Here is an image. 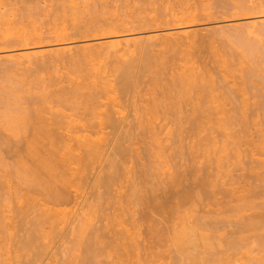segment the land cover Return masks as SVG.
Listing matches in <instances>:
<instances>
[{
	"label": "bare ground",
	"instance_id": "6f19581e",
	"mask_svg": "<svg viewBox=\"0 0 264 264\" xmlns=\"http://www.w3.org/2000/svg\"><path fill=\"white\" fill-rule=\"evenodd\" d=\"M253 1H255L256 3L259 0L258 1L252 0L251 2L250 0H247V2L246 0L245 1L243 0L242 1L243 3L240 2V0L238 1L237 0H0V20L2 19V21L0 22V29L3 28V30H0V45L4 47H12L14 44L26 46L29 44L41 43L40 40L50 39V38L56 41H68V40H73L74 38H81V39L85 38L86 40V39H98V38L106 39L107 37H110L109 41L104 42L102 40L101 43L102 45L103 44L105 45L104 47L99 43L100 48L101 47L103 48L102 50H98L99 47L94 48V46L93 47L90 46L87 52H85L87 48L85 50L83 49L84 51L83 56L87 58H99L102 56L123 58V56L128 52L131 53V51L128 50L131 49V47L130 48L128 47L127 49L124 48L125 46H122V44L120 45L118 38L122 33L123 34L126 32L130 33V31H134L135 29L138 30L139 28L141 30V28L143 29V27H147V29L148 28L156 29L157 27L163 28L164 26L191 24L201 18H209L212 15L217 16L220 14L219 17H221V15L227 16L224 15L225 13H227L228 15H230L229 13H231L232 15L230 16L232 18L234 17L236 18L238 15L240 17H243L244 14H246V16L247 15L252 16L254 14L256 15L257 13H259V11L260 13L263 12L264 11V4H262L263 1L260 0L262 2L260 3L259 1V3L256 4L252 3ZM10 10L20 11V14L19 12L18 13L16 12V14L15 13L8 14L7 12H9ZM249 10L250 11L255 10V11L251 13L249 12ZM40 14L43 15L45 19L38 21V19L33 18L36 15H39L38 17H40ZM37 21L38 23L40 22V26L42 25L44 26V29L46 28L45 29L46 31L42 30L43 27L42 29H40L41 27L40 28L38 27L39 30L37 29L35 24ZM239 30H235L236 31L235 33L237 32L239 33ZM261 31L264 33V27L259 32ZM241 32L242 31L240 30V35L238 36V40L236 39L237 38L236 36L238 34H236L235 36L236 37L235 41L239 43L241 41L239 37L243 38L242 36L244 35L242 34L244 31L242 33ZM149 39H151V37ZM34 40L37 41L33 43H29ZM171 43L172 42H166V45L167 46L171 45ZM150 44L148 45L147 42L148 46L144 48L145 49L144 51H147V49L151 47ZM121 46L122 48H124V50L121 48ZM122 50H123L122 55L118 56V54ZM148 54L144 55L143 59L141 58L132 59V60L130 59L128 61L123 60L124 62L122 61L123 63H120L119 66H117L115 69L116 70L114 73L115 79L113 83H109V81L107 80L105 82L108 83L102 82V84H100L101 87L94 86L95 84L93 86L91 85L87 86L88 89L90 87L93 89H89V93L84 96L83 102L77 108V112L80 113V116H78L79 119L68 120V116L60 110L53 111L51 109L46 110L45 108L46 110L45 111L43 108V104L49 102L50 99H53L61 104H66L69 106L74 104L77 97L83 96V94L80 92L81 87L79 85L73 86L69 90V94H70L69 96L63 95L60 90L61 88L60 89L57 88L56 90L53 91H49V92L46 91L47 92L46 94H44L45 93L44 92L43 95H41L38 98L33 97L35 100L34 102L32 101L33 99L30 97L31 98L29 100L30 103L29 102L28 103L31 105L28 107H17V108L7 107L4 109L1 115L2 119L0 120V151H4L8 155V158L13 160L14 165L12 164V168H13L12 172H14L15 174L13 175L17 176L18 180L21 181V184L19 185L16 184L13 186L12 184H8L7 182H5L6 177L11 176L10 175L11 173H9L11 172V170L8 172L5 171L7 166L5 165V163L1 164V167H4L5 169L3 170L7 173L4 174L2 170L1 173H3L4 176H0V179L1 177H4L5 179V181L2 179L0 180V264H43L44 261L46 260L45 252H44L46 249L45 247L46 244L44 243V239L45 237H47V235L45 234L46 232L43 229L44 225L46 224L50 225V228L48 229L53 230L54 228H57L56 224H58L60 221L61 223L63 222L64 224L62 225L63 228L67 227L69 229L70 235L73 233L74 239L77 230L84 229L85 231L86 235L83 236L84 239H82L83 237H80V239L79 237L76 238L78 240H82V242L83 240H85L84 241L85 243L83 242V244L81 245H83L82 248H84V253L86 252L89 255V256L85 255L86 256V257L84 256L86 260L84 261L85 263L80 261L81 262L80 264L82 263L88 264L90 263L89 261H92L91 264H94L97 260H99L97 256L101 254L104 251V249L106 253L108 252L109 249H107L106 251V247L107 248L112 247L110 248L112 250L113 247H115L114 248L115 251L118 250L117 252H115L116 255L118 254V252L122 255L121 256L118 254L119 259H116L115 254H113L114 250L112 252L111 250H109L107 254L103 252L105 255L104 258L110 252L111 254H113V256L108 255L109 256L108 259L111 256L114 257V260L113 258H110L111 260H109L110 262L113 260L114 261L112 262L113 264H137L139 262H140L139 264H141L142 262L141 260L143 259L144 256H145L144 258L145 261H149V259H146V257L153 256L151 257L152 260L150 259L151 262L153 261V258L155 259L157 255L154 256V254H157L158 252L157 250L159 248L158 249L155 248L156 250L155 253L154 252L155 250L154 251L151 250L154 249V246L156 247L157 245L159 247L160 246L159 244L165 246L164 243L168 245L170 239L166 240L167 242L166 241L164 242L162 240V243L161 240H159V238L158 241L156 240L158 234L160 232H163V229L164 232L161 233V235L165 234L164 236L165 238L167 236V239L170 237V236L168 237L167 234L169 233V230L172 229V227L166 225L167 223L177 221L178 223L174 222L175 226L172 225L174 229L173 232H179L180 235H182L183 233L189 234L187 233L189 230H190L189 232H191V229L194 226L193 224H195V221L197 220L196 218H194L196 220L192 218L193 215L186 216L188 217L189 221L193 219L194 221V222L192 221L193 223L189 222L192 223L193 226L189 225V223L187 222L188 220L186 219L187 220L186 221L182 217H181L182 220L186 221L188 224L186 222L183 223V221L181 222V219H179L180 222L178 220H174L173 218L175 216L172 215V213L177 214L178 211L175 209H178L179 211L180 209L187 210L188 206L186 207V204L191 205V200L192 201L193 200L195 201V199L198 200L196 203L197 205L201 206V208L202 207L204 208V206L201 205L203 201H205V203H203L204 205L208 202L210 204L209 199L213 200V201L211 200V204L214 203L216 207L214 209L209 208L210 210L209 209L206 210L204 208L206 211H205V216L203 217H205L206 220L204 221L202 227V230L205 229L209 231V232L206 231L207 233L211 232L210 234L219 231V229H222L223 224L226 220L227 221L225 223L228 222L229 224L230 220L228 221V219H231V217L230 215H226V212L228 214L229 213L228 211L230 210L232 211L233 209L238 208L237 205L235 206V202L236 204H238L239 202L238 204L240 205L239 207L243 206V204L245 205L246 203H248L249 205L247 204V206L249 207L247 209L250 208V210H254V208L256 209L261 208V210H263L264 202L258 203L253 200L254 198L260 199L261 198L260 196L264 193L262 192L264 191V144L258 143L259 140H262L264 142V139L261 137L262 134L258 135L261 137V139L259 138L257 140L254 137V139L257 142L253 143L252 142L253 139L250 140L246 138L248 135L249 136L250 134L252 135V132H248L249 134L247 136L245 134L246 136L245 137L243 136L244 134L242 132L244 131V129L241 131L239 128L237 129L234 127L236 125L240 126L241 123H244V125L249 124L251 120L253 121L254 117L257 118L264 117V75L263 77L261 76L262 81L261 80L258 81L259 83L255 82L254 84V81L256 80L253 81L252 84L254 85L255 89L254 87L252 89H249L251 91H248V87L253 86L251 85L252 75H249L251 74L250 70L247 71L248 74L247 77L248 79L250 78L249 79L250 82L248 81L249 84L247 82L248 79L245 81V83H247L246 84L247 86L245 85V83H243L244 79L242 80L241 77H240L241 82L235 80L236 82H233L231 84L225 81L223 82L221 81L219 84L218 83L216 84L214 82V79L212 80L211 79L212 77L209 76V74L207 75L206 78H208L209 76L211 77L209 78V80L211 79L212 81H208V79L207 81L206 80L204 81L205 78L203 79V77L205 76L203 75L199 76V77L203 76L201 77L203 80L201 78L199 79V77L198 80H192L191 78L192 73L182 72L172 75L170 78L171 81L168 84H166L168 81L166 83L164 82V85L163 86L161 85L162 87H160L159 85L162 82L161 78L163 79V75L161 73L163 72H161L160 69L153 70V67H155L156 64H154L155 66L152 65L154 60L153 61L152 59L150 60ZM21 56L18 57V60L19 58L21 59L24 57L31 60L30 58L31 55L28 54L27 52H22ZM21 63L22 62H20V64ZM159 75H162V77L161 76L159 77ZM146 77H148V79ZM159 79L161 82L160 83L158 82L159 83L158 84L157 81ZM148 81L150 83H146ZM97 82L98 84L101 83L99 81ZM142 82H145L144 85L146 86L151 85L152 83L153 87L148 86L146 91H142L143 88L144 89L146 88L143 87L144 86L143 85L141 88L142 90L140 89L141 92H143V94H139L140 91L139 92L136 91L138 90L137 87L139 85L141 86ZM91 84L93 83L91 82ZM155 87H157L156 90L158 91V93H156ZM136 88L137 90L135 91ZM12 89L13 88L11 89L9 88L8 92L10 95L14 93L13 94L14 96L16 90L15 89L12 90ZM1 91H3V88H1ZM247 92H250L252 97L248 95L249 93ZM133 93L135 94L137 93V95H133ZM103 96L106 97L104 100H101ZM251 98L252 101L253 98L256 99L258 98V100L254 102H250ZM35 103H37V107L32 106V105H36ZM232 119L233 121H236V123L237 120H239L238 123L240 124L238 123L236 124L235 122L232 121ZM211 121L214 122L215 126L217 125V123L215 122H218L219 125H224V126L230 122L232 124L231 128L236 129V132L234 131L232 133L235 135L238 132V130H240L242 132L241 134H243L242 136L247 139L245 144L248 149L246 148L247 150L245 151L246 154L243 153V155L245 154L244 156L247 155L249 157L248 158L246 156L249 161L247 160L246 157H243V159L245 158V160L247 161L246 168L243 167L244 169H246V171L239 175H233L235 179L232 178V174H231V177H229V179H231L230 181L232 183H230L228 179L223 181L224 183L226 182V184L229 181L228 184L230 185L224 184L225 187L223 186L222 182L220 183V181L224 180L222 179L223 176L218 175L217 173L218 169L216 168L217 167L216 165L213 164L217 171H214L215 170L213 169L214 167L211 168L210 165L211 159H208V157L211 158L212 154L214 155L216 152H218L219 148H221L220 153H223L221 151L226 149V147L222 149L225 143L221 144L220 147L217 146L218 141L222 136H223V140L226 139L225 142H227V140L232 142L231 140H233L235 136L232 138L233 135H231V132L230 134H228L229 132L226 133L225 131H223L225 132V134H223V132L219 131L220 129L218 130V125H217L215 127L216 130L223 134L220 138H217L216 137L217 134L213 133V130L215 129L213 130L211 129L212 125L214 124L210 125L211 127H209V123ZM233 124H235V126ZM244 125L241 124V127L244 128L243 127ZM212 128H214V126ZM202 131L205 132L202 133ZM161 132H162L161 135L162 137L160 136V138L163 139V135H164L165 137L163 139L164 142L169 141L170 144H168L169 142L168 143L165 142L166 144L163 142L164 145L160 143L162 141L158 139L159 138L158 133L161 134ZM208 135L212 137V140H209L211 143L206 145L209 142L208 139L211 138ZM225 135L226 138H224ZM145 136H148L150 141L152 140V138L154 139L153 141H151V143L154 144H151L149 141L150 148H151L150 144L155 146L157 142L158 143L157 145L161 144L165 146V147L162 146L163 148L160 147L161 149L169 148L171 150V152L169 153H166L168 152L169 149L168 150L164 149L166 151V152L164 151L165 153H163V151L162 153L159 152L160 154L163 155L167 154L164 156L163 159L167 158L168 156H171L168 157V159L173 158L175 160L174 156L176 157L181 153L184 155L183 152L185 150H183V148H185V146H187L188 143L191 144V141L192 142L197 141L195 143L197 145H193V146L190 145L191 147L196 146L195 148L197 149L193 148V150L194 151L196 150L197 153L196 152L194 153L192 149L191 151L188 144V147L186 148L187 150L189 149L190 151L187 153L185 152L186 153L185 155H188L190 153L187 156L188 160H186L183 157V160L185 162L183 161L184 164H181L179 163V160L182 159L179 158L177 162L181 165H177L178 164L177 162L175 164L173 160H172L173 162L171 161L172 163H170L169 160L168 162L169 166L168 164L165 165L168 167L167 169V167L163 166V164H166L165 162L168 161V159H165V162H163L164 160L161 159L162 157L158 158L160 154L157 155L158 161L160 159V162L155 161L154 156L156 155H154L155 153L151 149L148 150L153 151L154 154L152 153V156L153 155L154 156L153 157L148 156L149 157L147 158L148 160H146V156L143 155L144 153L141 154L143 149L141 148L142 147L141 145H140L141 147L138 145L139 143L143 142L144 139L142 138H145ZM156 136H158L157 140H159L160 142L156 140ZM237 136L239 139L238 138H234V139L236 141L241 140V143H244V141L242 142V139L239 137V135H236V137ZM262 136H264V133ZM213 137H216L217 144L214 140L215 138ZM147 139L144 140L145 142H143V145L146 144ZM203 139H206L207 141L206 140L204 141ZM203 141L206 142L205 145L207 147L205 146V149L203 148L204 144L202 145ZM212 141L215 143H212ZM198 143L199 145L200 144L201 145L199 146ZM234 143L235 146L234 145L232 146H234L235 148L237 147L239 148L242 145L239 142L238 144H241L240 146H238L236 142ZM251 144H255L256 146L258 145V151L257 148H255L256 151L252 149V147L250 149L249 146ZM212 145H215L218 148L216 149L215 146ZM154 146H152V148ZM201 146L202 149L206 150L208 154H211V156L206 154L207 153L206 151L204 152L207 155V157L203 156L204 154L203 151H202L203 154L200 152V150L198 153V147ZM210 146L214 148V150L209 149L211 148ZM154 149H156V147ZM208 149L211 151H208ZM236 150L237 149L234 150L233 148L234 152H232L231 154L233 153L235 154ZM242 150H243L242 152H244L245 148ZM213 151L214 153H212ZM237 151H239V149ZM200 153L201 155H198ZM257 154H261L260 156L263 155V157H259ZM216 155L218 154L216 153L215 156ZM227 155L229 156L230 153L229 154L227 153ZM179 157H181V155ZM150 158H154V160L153 159L149 160ZM215 159H212L213 163L214 161H218L217 157H215ZM229 161L226 162L229 163ZM219 163L221 165V161ZM171 164L173 166L175 164V168L172 167ZM220 165L218 167H220ZM158 166H161V168ZM171 167L174 168V171L169 170L171 169ZM157 168L163 171L160 172V170ZM157 171L159 172V174ZM125 174L126 175L128 174V180L126 179L127 176H125ZM161 174L164 175H162L161 177L159 176ZM121 176H125L123 177L125 178V180H123ZM155 176L156 177L159 176V178L161 177L160 181L156 180ZM215 176L218 178V180L219 179L221 180H219L218 182ZM120 178L123 181L120 180ZM232 179L234 181H232ZM125 181L127 182L126 183L127 186L123 184L125 183ZM118 182L119 184H117ZM254 182L256 183L259 182V183L253 184ZM260 183L263 184V187H261L263 189H261V192L259 191L261 194L260 193L258 194L254 188H256V190L260 188L261 186ZM84 184H88L86 186L87 187L90 186L89 188L91 189V192H89L88 194L89 196L87 197H84L87 194L86 195L84 194V196L81 197V193H80L81 190L83 191L81 186L85 187ZM120 184L121 186L122 185L126 186L124 187V191L121 189L123 186L122 187L119 186ZM118 186L121 187L120 188L121 191L117 190L119 189L117 188ZM113 187L115 189H113ZM247 188H251V190L254 189L255 192ZM112 189L116 190L118 194L120 193L119 194L120 196L117 194L119 196L118 198L119 200L120 198H123L121 199L120 202H118V199H116L117 203H114L115 201L113 202L112 200L113 198L111 199V196L113 195L110 194L111 193L110 191H112ZM72 191L75 193L73 194ZM112 193L114 194L115 192L113 191ZM107 194L108 195L110 194L111 196H108ZM256 194H258V196ZM4 195L7 196L3 197ZM105 195H107L106 197H110L109 199H111L110 201L113 202L114 205L115 204L118 205L113 208V205H111V202L109 200L106 199L104 200ZM117 195L115 197L113 196L114 199L117 197ZM89 198H92L90 205H93L92 202H94L95 200L98 201L104 200V202L102 201L103 204L110 203L111 206L105 204L104 207L105 209L108 208L107 209L108 213L109 210L111 209V208L109 209V207H112V209L114 210L115 209L120 210L122 206H125L127 204L128 206L123 207V209L125 208L126 210L127 209L129 210L130 202L131 204L135 203V205L132 204L133 207L131 206V208H134L133 209L134 211L136 208H139V205L141 204L142 205L140 207L142 206L143 207L141 210H139L140 208L138 209L139 210L138 217L136 218L129 215L128 218L127 216L128 213L130 214V212L131 213L134 212L132 209L128 213H126L127 211H124L125 209L124 210L121 209L119 211L121 213H119L118 215L116 213L117 211L114 212L113 210L114 214L110 211L111 212L110 214H112L114 217L119 216L121 217V219L123 218L122 216L126 215L123 218L126 222L130 219V217L131 218L133 217L131 219V223L129 221V223L131 224L130 226L132 227H129V224L127 227V225L123 224L125 221H123V219L121 220L120 218L117 219L118 221L120 219L121 222L115 221V223H112L111 220L114 221V219L116 220V218L109 220V214L107 213L108 216L104 214L105 212L104 208H103L104 212L102 209L103 212L102 216L105 215L107 217L105 221H110V222L103 223L102 220H99L101 214L99 215V218L98 215L96 216L98 220L97 218L95 219V213H94L93 219L97 222L95 225L94 224L95 221L94 223L91 222L93 221V219L90 220L88 218L90 221L87 222L88 221V219L86 218L87 213L82 212V210L84 209H82L81 212H78L80 211V208L89 207L88 206L89 204L87 205V202H89L90 200ZM262 198L261 200H263ZM3 200L8 201L7 204H3L5 202ZM11 200H13L14 203L13 201L11 202ZM73 200H74L73 207L77 205L76 206L77 208L80 204L83 205V207L79 206V208H77L78 214H75L77 209L75 210L73 208L74 214L70 215L69 211H71L72 213V209H69L67 206L66 208L64 205L72 203ZM243 201L245 203H243ZM185 202L187 203L184 205ZM240 202L243 204H241ZM97 203L94 204V208L96 207L95 205ZM119 203H121L122 206ZM137 203L139 204L136 205ZM192 203L194 206L195 202ZM233 203L234 205H231ZM193 206L191 205L192 207L191 213H193L194 210ZM205 206L209 207V205L207 204ZM90 207L93 208V206ZM180 207L183 208L185 207V208L183 209ZM189 207L188 209L191 210V208ZM94 208L92 210V213L93 211L98 209L96 207V209L94 210ZM66 209L67 211L68 210L69 211L67 212ZM204 209H202V211ZM182 210L180 211V213L182 212ZM198 210H200V208H198ZM98 211H100V209ZM172 211H176V212H172ZM195 211L193 213L194 215H195ZM233 211L232 213H229L232 214V216H233ZM239 211L241 210L240 209L237 210V212ZM185 212H190V211H184L182 212V214L184 215ZM237 212L234 213L233 218L236 217L235 214ZM80 213L81 214L83 213V215H85L86 217L82 215L84 218H81L82 216L80 215ZM115 214L117 216H115ZM182 214H180V216H182ZM185 214L188 215V213ZM197 214H199V211L196 212V216ZM89 215L90 214L88 213V216ZM171 215L174 217H172ZM78 216L80 218H78ZM200 216L202 217V215ZM224 216L230 218H225ZM241 216H243V214L241 215V213L240 215H237V217L240 218L239 220L238 218L237 219L232 218L233 220H238V222L235 221V223H237L235 225H236V230L239 229V233H240L239 235H241L240 232L242 231L241 229L244 230V228L248 229V227L249 228L253 227L255 229L257 228L256 230H259L260 228L262 229L264 228V213H258V215H256L255 213L252 215H248L245 218L242 217V219ZM74 217L75 219L71 220V218ZM89 217L91 218L92 214ZM170 217H172L173 221L170 220L171 219ZM176 217L177 219L179 218L178 214L176 215ZM198 221L195 224L196 228H198L197 226L200 224L199 222H201ZM98 223L99 225H97ZM122 225H125L126 228H132V231L135 234L130 232L129 229H125L124 226L121 229ZM233 225L234 222L233 224L230 223L231 227ZM118 226L120 229L118 228ZM157 226H160L161 228ZM164 226L165 227L168 226L169 228L166 229ZM177 226L180 229L179 231ZM87 227H90V229L86 231ZM180 227L183 228L184 230L181 229ZM188 227H191V229L189 228L185 232L186 230L185 228ZM133 228L134 230L137 229L136 232L133 230ZM175 228H177V230ZM200 228L201 227L199 226V229H197L196 231L202 233L203 232L202 230L199 231ZM196 231L194 232L195 234ZM259 231H261V229ZM227 232L229 231L227 230ZM201 233H199L198 236H201L202 235ZM203 233H205V231ZM218 233H221V231L217 232V237H215V233H214V236L211 237V239H209V236H206L204 239L205 241L201 239L200 242L201 243L205 242L202 244L206 245L207 241L210 242V240H212L214 237H215L214 239L217 242L219 239L218 237L221 236L220 234L218 235ZM173 234L175 236L176 234L177 236H179L178 233H173ZM78 235L79 233L77 234V236ZM183 236L185 239L182 238ZM69 237L71 238V236ZM182 237L181 239L183 241H180L181 239L179 240L178 239L179 237L173 240L177 239L175 242L179 243L178 242L179 240L180 242L185 243L184 240L186 241L188 238H186L185 234L182 235ZM187 237L191 238L186 241V244H188V248L190 244L191 245L192 244L194 245L195 243L198 244V242L196 241H199L200 239L199 240L197 239L201 238V237L197 238V236L193 237V235L192 236L188 235ZM225 237L226 235L224 236L223 239H226ZM48 238L49 237H47V239ZM254 239L256 238H253V240ZM229 240L227 241L229 242ZM259 241H261V243L262 241L264 242L263 239ZM82 242L80 241V243ZM224 242H226V240ZM217 243L219 244V242ZM175 244L176 243H174L173 245L176 246ZM72 245L74 244L72 243ZM219 245L221 246L223 244H219ZM183 246H185V244ZM183 246H179V249L176 248L179 250V255L178 253H175V251H173L174 254H177L176 256L181 257V253H184L181 252L182 249L180 250V247L182 248ZM191 247L192 246H190V249L193 248ZM199 247L200 246H198L197 248L195 245L194 248H196V251L198 249L199 252ZM166 248H170V246L168 245V247L166 246ZM194 248L192 249V251L194 250ZM224 248H226V246H224ZM99 249L102 250L101 253ZM152 251L154 252V254ZM159 251L161 252V249H159ZM165 252L169 253L167 250ZM207 252H205L206 255L209 254V253L207 254ZM214 252L213 254L210 253L211 258H212L211 255L214 256ZM190 253L191 255L188 256L192 257L194 255V252L193 254L192 252ZM205 253L204 251L203 253H201V251L200 253H196L194 256L196 257L197 262L194 263L195 264H204L206 262L210 263L212 259L213 262L215 261L214 258L216 256H214V258L212 259L211 258L209 259V257H207L208 258L207 259L205 256H203V254ZM163 254L164 253H162L161 255L160 253L161 256L159 254L158 256H160L159 257L160 259L163 258L165 261L166 259L162 257ZM172 254L173 253L167 254L168 258L169 255ZM215 255H217V253H215ZM164 256L167 257L166 253ZM183 256L184 258L186 256L185 259L189 258L187 257V255H183ZM222 256H220L221 260H222ZM120 257H124L125 260L122 258L123 259L122 262L121 261L122 259ZM157 257L155 261L158 259L159 264H161L160 259ZM178 257L176 258L175 261L176 264H178ZM170 258H173L172 261H174L175 255L174 257L171 256ZM182 259L183 258H181V261ZM93 260L96 261L94 262ZM116 260H119L120 263L119 261L118 263H115ZM192 260L195 261L194 259ZM109 261L107 264H111ZM145 261H143L142 264H145L146 263ZM156 262H152L151 264L153 263L155 264ZM102 263H106V261ZM165 263L166 261L164 262V264ZM188 263L190 264V262ZM146 264H148V262ZM169 264H172V262ZM184 264H186L185 261Z\"/></svg>",
	"mask_w": 264,
	"mask_h": 264
},
{
	"label": "rangeland",
	"instance_id": "374dc122",
	"mask_svg": "<svg viewBox=\"0 0 264 264\" xmlns=\"http://www.w3.org/2000/svg\"><path fill=\"white\" fill-rule=\"evenodd\" d=\"M238 1V0H237ZM243 0H240V2H242ZM245 1V0H244ZM252 0H250V2H251ZM256 1H258V0H256ZM260 1V0H259ZM259 1L258 2H256V3H259ZM263 1V3L262 4H264V0H262ZM262 1H260V3L262 2ZM246 2H247V0H246ZM243 3V2H242ZM252 3H255V1H253ZM255 3V4H256ZM258 10H260V9H258ZM262 10V9H261ZM255 10H249V12H254ZM16 12L18 13L19 12V14H20V11H16V10H13V11H9V12H7L8 14H11V13H15L16 14ZM247 12V11H246ZM256 13V12H255ZM230 15H232L231 13H229ZM254 14V13H253ZM258 14V15H257ZM256 15L254 14V15H247L246 16V14H244L243 15V17H240L239 15V17L237 16L236 18L234 17V18H232L230 15H228L227 13H225L224 15H227V16H230V17H227V16H222L221 15V17H219V15H217V13H216V15L217 16H211V17H209V18H201V19H199V20H197V21H195V22H193V23H191V24H184V25H174V26H164L163 28H156V29H147V27H143V29L141 28V30H140V28L137 30V29H135L134 31H130V33L129 32H126V33H122L120 36H119V42H120V45L122 44V46H125L124 48H127L128 49V47L130 48L131 47V49H128L129 51H131V53H127V54H125L124 56H123V58H120V57H104V56H102V57H99V58H87V57H84L83 56V49L85 50L86 48V51L85 52H87V50H89L88 48L91 46V47H93L94 46V48L95 47H99L100 48V44L102 45V40L104 41V42H106V41H109L110 39V37H107L106 39H100V38H98V39H86L85 40V38H83V39H81V38H74L73 40H68V41H56V40H54V39H42V40H40L41 41V43H36V44H29V45H26V46H23V45H13L12 47H4V46H1L0 45V120L2 119L1 118V115H2V112L4 111V109L5 108H7V107H11V108H17V107H28V106H30L31 104H29L30 103V99L32 98L33 100V102L35 101L34 100V98H38V97H40L41 95H43V93L44 94H46L47 92H49V91H53V90H56L57 88H61L60 90H61V92H62V94L63 95H65V96H69L70 94H69V90L73 87V86H77V85H79L80 87H81V93L83 94V96H81V97H77L76 98V101H75V103L74 104H72V105H66V104H61V103H59V102H57V101H55V100H53V99H50V101L49 102H46L45 104H43V108H44V110H45V108H46V110H53V111H62L63 113H65L67 116H68V120H71V119H79L78 118V116H80V113L79 112H77V108L79 107V105L83 102V100H84V96L85 95H87L88 93H89V89H93V88H89L88 89V87L87 86H89V85H91V86H93L94 84V86H100L101 87V85L100 84H102V82L103 83H108V82H105V81H109V83H113L114 82V79H115V76H114V73H115V69H116V67L117 66H119V64L120 63H123L124 61H128V60H132V59H143V57H144V55H146V54H148L149 55V57H150V60L152 59V61L154 60V62H153V66H155L154 64H156V66L155 67H153V70H158V69H160V71L161 72H163V73H161L162 75H163V79L164 80H166V81H164L162 78H161V81H160V79L157 81V83L159 82H161V84L159 85L160 87H162L163 85H164V82L166 83L167 81V83L166 84H168L171 80H170V78H171V76L172 75H175L176 73H182V72H184V73H192V75H191V78H192V80H198V77L200 76V75H203V76H205V77H203V76H201V77H203V79H204V81L206 80L207 81V79H208V81H212L213 79H214V82L217 84H219L221 81L223 82V81H225V82H228V83H233V82H236V81H240L241 82V78H242V80L244 81L243 83H245V81L248 79V77H247V71H249L250 70V72H251V74H249V75H252L251 76V85H253L252 83H253V81L254 80H256V81H254V84H255V82H257V83H259L258 81H262V77H263V75H264V33L261 31V32H259L263 27H264V11L263 12H261L260 13V11H259V13H257ZM35 16V15H34ZM39 15H36L35 17H33V18H35V19H38V21L39 20H43V19H45V17H43V15H41L40 14V17H38ZM41 16H42V18H41ZM242 16V15H241ZM38 17V18H37ZM17 18V17H16ZM31 19V18H30ZM128 19V18H127ZM2 21V19L0 20V22ZM38 21L35 23L36 24V27H37V29L39 30V28L40 29H42V27H43V31L46 29H44V26H40V22L38 23ZM39 24V25H38ZM42 24V23H41ZM263 25V27H262V25ZM229 25V26H228ZM45 26H46V24H45ZM261 28H260V27ZM34 27H35V25H34ZM39 27V28H38ZM259 27V28H258ZM230 28V29H229ZM236 28H238V29H236ZM239 28H240V30L243 32H241L242 34H244L242 37L243 38H241V37H239L240 39H241V41H240V43L239 42H237V41H235V38L238 40V36L240 35V30H239ZM256 28V29H255ZM260 29V30H259ZM0 30H3V28H1ZM233 30H234V33H233ZM235 30H239V33L237 32V33H235L236 31ZM258 30V31H257ZM46 31V30H45ZM2 32V31H1ZM132 32V33H131ZM236 34H238L237 36H236ZM230 36V37H229ZM236 36V37H235ZM151 37V39H149ZM234 37V38H233ZM230 38H232V39H230ZM239 39V40H240ZM37 40H34V41H31V42H29V43H33V42H36ZM147 42H148V45L150 44V43H152V44H150V46L151 47H149L148 49H147V51H144L145 49V47L146 46H148L147 45ZM166 42H172L171 43V45H166ZM241 42H244V43H241ZM100 43V44H99ZM237 43V44H236ZM128 45V46H127ZM130 45V46H129ZM103 47L105 46L104 44L102 45ZM122 46H121V48H122ZM250 47H252V48H250ZM98 48V50H102L103 48L101 47L100 49ZM124 48H122L123 50H124ZM123 50L118 54V56L119 55H122V52H123ZM22 52H27L28 54H30L31 55V60L30 59H28V58H19V60H18V57H20L21 56V53ZM146 52H148V53H146ZM19 54H20V56H19ZM263 54V55H262ZM22 57V56H21ZM26 59H28V60H26ZM124 60V61H123ZM123 61V62H122ZM155 61H156V63H155ZM20 62H22L21 64H20ZM159 62V63H158ZM258 63V64H257ZM160 64H161V67H160ZM260 65V66H259ZM158 66V67H157ZM262 69V70H261ZM172 73V74H171ZM253 73V74H252ZM171 74V75H170ZM209 74V76H211V77H209L208 76V78H206L207 77V75ZM162 75H159V77L161 76L162 77ZM259 75V76H258ZM164 76H165V78H164ZM243 76V77H242ZM245 76V77H244ZM262 76V77H261ZM201 77H199V79L201 78ZM222 77H224V78H222ZM241 77V78H240ZM147 79H148V77H146ZM145 78V79H146ZM209 78H211L210 80H209ZM260 78V79H259ZM144 79V80H145ZM202 79V78H201ZM202 79V80H203ZM250 79V78H249ZM249 79L247 80V82L249 81ZM258 79V80H257ZM227 80V81H226ZM236 80V81H235ZM97 81H99V82H101V83H99L98 84V82ZM147 81V80H146ZM201 81V80H200ZM91 82L93 83V84H91ZM239 82V83H240ZM250 82V81H249ZM249 82H248V84H249ZM97 83V84H96ZM146 83H150L149 81L148 82H146ZM158 83V84H159ZM256 83V84H257ZM141 84V83H140ZM145 84V82H142V84H141V86L139 85L137 88H138V90H137V88L135 89V91L136 92H139L140 91V93L139 94H143V92H141V88H142V86ZM247 83H245V85H246ZM148 85V84H147ZM162 85V86H161ZM148 86H152V83H151V85H148ZM148 86H146V85H144L143 87H146L145 89L143 88V90L142 91H146L147 90V87ZM247 86V85H246ZM8 87V88H7ZM140 87V88H139ZM153 87V86H152ZM158 87V86H157ZM157 87H155V90L157 89ZM254 87V85L253 86H249L248 87V91H251V90H249V89H252ZM1 88H3V91H1ZM9 88L11 89V88H13V89H15L16 90V93H15V97L13 96V94L12 95H10L9 94V92H8V90H9ZM159 88V87H158ZM7 89V90H6ZM12 89V90H13ZM141 89V90H140ZM254 89H255V87H254ZM254 89H253V91H254ZM256 89H258V88H256ZM47 91V92H46ZM256 91H258V90H256ZM261 92V91H260ZM156 93H158V91L156 90ZM247 93H249L248 95H250L251 96V93L250 92H247ZM3 94V95H2ZM257 94V93H256ZM259 94V93H258ZM133 95H137V93L135 94V93H133ZM139 96V95H138ZM247 96V95H246ZM17 97H18V99H17ZM29 97V98H28ZM31 97V98H30ZM34 97V98H33ZM105 97L106 96H103L102 98H101V100H104L105 99ZM252 97V96H251ZM16 98V99H15ZM22 99V100H21ZM255 99V100H254ZM2 100V101H1ZM19 100V101H18ZM256 100H258V98L256 99V98H253V101H252V98H251V101L250 102H254V101H256ZM36 101H38V100H36ZM29 102V103H28ZM32 103V102H31ZM38 103V102H37ZM37 103H35L36 105H32L33 107H37ZM45 110V111H46ZM260 118V119H259ZM235 120V119H234ZM212 121H214V120H212ZM210 122L209 123V127H211L210 125H212V124H214V122ZM232 121H233V119H232ZM238 121L239 120H237V123H238ZM257 123H256V122ZM233 122H235L236 123V121H233ZM215 123H217V125H218V130L220 131V132H223V131H225L226 133H228V134H230V132H231V135H233L232 136V138L234 137V138H238V136L236 137V135H239V137L242 139V142L244 141V143H241V140L239 141H236L234 138H233V140H231L232 142H230L229 140H227V142H225L226 141V139H224L223 140V134H225V132H223V134L222 133H220L219 131H217L216 130V126H215V124L214 125H212V127L214 126V128H212L211 127V129L213 130V129H215V130H213V133L214 134H217V138H220L221 136V138L219 139V141H218V145L217 146H219L220 147V145L221 144H224V147L222 148V149H224L225 147H226V149H224V150H222L221 152H223V153H220V149L221 148H219L218 149V152H216L218 155H216L215 156V154L213 155L212 154V156H211V154H208V152L206 151V150H204L205 149V146L206 145H208L209 143H211L209 140H212V137L210 136V135H208L209 137H211V138H209L208 139V143L205 145V143L206 142H204L206 139H203L204 141H203V143H202V145L204 144V149H202V146L201 147H198V153H199V150H200V152L202 153V151H203V156L205 157H207V155L206 154H208L209 156H211V158L210 157H208V159H211V161H210V165H211V168H213L214 167V165H216L217 167V169H218V175L219 176H223V177H225V178H223L222 177V179H224V180H222V181H220V183L222 182V184H223V186L225 187V185L224 184H226V182L224 183L223 181H225V180H231V179H229V177H231V174H232V178L233 179H235V177H233V175H239V174H241V173H244L245 171H246V169H244L243 167H245L246 168V166H247V161L245 160V158L243 159V157H246V156H244L246 153H245V151H247L246 150V148H247V146H246V144H245V142H246V140L247 139H253L252 140V142L253 143H256L257 141L255 140V139H261V137L264 139V136H262L263 135V133H264V117H254L253 118V121L251 120V122H249V124H251V125H249V124H246V125H244V123H241V124H243L244 126V128H242L241 127V124L240 123H238V124H240V126H238V125H236L235 126V124H233L235 127L234 128H239L241 131L244 129V131H245V133H244V131H242L243 132V134H241L242 132L240 131V130H238V134L236 133L235 135L232 133V132H236V129H234V128H231V126H232V124L230 123V126H229V123L227 124V125H219L218 124V122H215ZM236 123V124H237ZM249 125V126H248ZM219 126H221V127H219ZM223 126H224V129H223ZM246 126V127H245ZM226 127V128H225ZM248 127V128H247ZM231 128V129H230ZM242 128V129H241ZM251 128V129H250ZM210 129V130H211ZM222 129V130H221ZM226 129H228V130H226ZM233 129V130H232ZM248 129V130H247ZM209 130V129H208ZM211 130V131H212ZM229 130H231V131H229ZM251 130V131H250ZM240 131V132H239ZM263 131V132H262ZM203 132H205V131H202V133ZM210 132V131H209ZM208 132V133H209ZM219 133V136H218V133ZM248 132H252V135L250 134V136H251V138H250V136L248 135L249 133ZM201 133V134H202ZM213 133H211V134H213ZM241 135H240V134ZM159 134V138H158V136H156V140H157V138L160 140V141H162V142H160L159 140H157L158 142H160L161 144H163L164 145V143L166 142H164V135H163V139L162 138H160V136L162 135V132H161V134L160 133H158ZM157 134V135H158ZM164 134V133H163ZM228 134H226V135H228ZM245 134H246V136H245ZM257 134V135H256ZM262 134V135H261ZM204 135V134H203ZM202 135V136H203ZM206 135V134H205ZM226 135H225V137L224 138H226ZM245 136V137H243V136ZM258 135H261V137L260 136H258ZM243 138H242V137ZM257 136V137H256ZM144 137V136H143ZM147 137L148 136H145V138H142V139H144V140H146L147 139ZM162 137V136H161ZM216 137H213V138H215L214 140H215V142H216ZM228 137V136H227ZM254 137H255V139H254ZM197 138V137H196ZM207 138V137H206ZM229 138H231V137H229ZM239 139V138H238ZM143 140V142H145ZM154 139L152 138V140L151 141H153ZM213 140V141H214ZM221 140H223V141H221ZM149 137H148V139H147V141H146V144H148V145H146L145 143V145H143V142H141V143H139V145L138 146H140L143 150H142V153L141 154H143L144 156H146V160H148L147 158H149L150 156H152V153H153V151H154V155H156V156H154V158H155V161H158V158L159 157H162L161 159H163L164 158V156L165 155H167V154H160V153H162V151H163V153H165L166 151L165 150H168L167 148L164 150V149H161V148H163V147H165V146H163V145H161V144H159V145H157L158 143L156 142V144H155V146L154 145H151V144H154V143H151V141H150V146H151V148L149 147ZM196 141V140H195ZM201 141V140H200ZM207 141V140H206ZM212 141V143H215V142H213ZM255 141V142H254ZM148 142V143H147ZM164 142V143H163ZM169 142V141H168ZM168 142H166V143H168ZM188 142V141H187ZM190 142V141H189ZM197 142V141H196ZM196 142H192L191 141V144L190 143H188L189 144V148H190V150L192 149L193 150V148H195L196 146H194V147H191L190 145H197V144H195ZM199 142V141H198ZM202 142V141H201ZM231 144H230V143ZM234 142H236V144H238V142L239 143H241V144H238V146H240L239 148L237 147V145H236V147L237 148H235L234 146ZM263 141L262 140H259V142L258 143H260V144H264V142L262 143ZM165 143V144H166ZM192 143H194V144H192ZM168 144H170V142L168 143ZM167 144V145H168ZM188 144H187V146H185V148H183V150H185L183 153H184V155L181 153L180 155H181V157H179L180 155H178V156H174V158H175V160L172 158H170V159H168V157H171V156H168L167 158H165V159H168V161H166L165 162V159H163L164 161L163 162H165L166 164H163V166H165V165H167L168 164V166H169V160H170V163H172L173 161H174V163L176 164V162L179 160V158L180 159H182V160H179V163H181V164H184V160H183V157L186 159V160H188L187 159V156L190 154H188V155H185L187 152H189L190 150L188 149L187 150V148L186 147H188ZM216 144H217V142H216ZM228 144V145H227ZM244 144H245V146H244ZM198 145H199V143H198ZM201 145V144H200ZM199 145V146H200ZM227 145V146H226ZM232 145H234V146H232ZM252 145H255V144H251L249 147H250V149H251V147H252V149H254L255 150V148H257V151H258V145L255 147V146H252ZM152 146H154L153 148H152ZM163 146V147H162ZM174 146V145H173ZM212 146H215V145H212ZM223 146V145H222ZM156 147V149H154ZM161 147V148H160ZM207 147V146H206ZM211 147V146H210ZM215 148L217 149L218 147H216L215 146ZM233 148H234V150L235 149H239V151H235V154L233 153V154H231L232 152H234L233 151ZM245 148V150H244V152H242L243 150L242 149H244ZM148 149H151V150H153V151H151V150H148ZM195 149H197V148H195ZM209 149H213L214 150V148H209ZM208 149V151H211V150H209ZM248 149V148H247ZM156 150V151H155ZM170 150V149H169ZM168 150V152H166V153H169V152H171V150L169 151ZM182 150V151H183ZM191 150V151H192ZM150 151H151V154H150ZM165 151V152H164ZM194 151V150H193ZM204 151H206L207 153L205 154V152ZM217 151V150H216ZM228 151V152H227ZM256 151V150H255ZM255 151H253V152H255ZM160 152V153H159ZM186 152V153H185ZM197 153V151L195 150L194 151V153ZM226 152V153H225ZM237 152H238V155H237ZM2 153V154H1ZM201 153L200 154H198V155H201ZM211 153V152H210ZM212 153H214V151L212 152ZM227 153L229 154L230 153V155L228 156L227 155ZM243 153H245L244 155H243ZM0 176H4V174H6L8 171H10L11 170V172H9V173H11L10 175V177H6V181H5V179H4V177H1V179L2 180H4L5 182H7L8 184H12L13 186L14 185H19V184H21V181L20 180H18V177L17 176H15V175H13V174H15L14 172H12L13 170V168H12V164H13V160L12 159H9L8 158V155L4 152V151H0ZM147 154H150V155H147ZM160 154V155H159ZM226 154V155H225ZM242 154V155H241ZM157 155H159L158 156V158H157ZM161 155H163V156H161ZM169 155V154H168ZM183 155V156H182ZM196 155V154H195ZM233 155V156H232ZM236 155V156H235ZM240 155V156H239ZM256 155V154H255ZM259 157H263V155L262 156H260L261 154H257ZM144 156H143V158H144ZM149 156V157H148ZM152 156V157H153ZM194 156V155H193ZM220 156V157H219ZM222 156V157H221ZM228 156V157H227ZM190 157V156H189ZM188 157V158H189ZM215 157H217V160L218 161H214V163H213V161H212V159H215ZM225 157H226V159H225ZM242 157V158H241ZM248 157V156H247ZM246 157V158H247ZM256 157V156H255ZM258 157V158H259ZM154 158H150L149 160H151V159H153L154 160ZM157 158V159H156ZM191 158V157H190ZM219 158V159H218ZM224 158V159H223ZM249 158V157H248ZM248 158H247V160H248ZM257 158V157H256ZM4 160V161H3ZM144 160H145V158H144ZM173 160V161H172ZM216 160V159H215ZM230 160V161H229ZM3 161V162H2ZM172 161V162H171ZM184 161V162H183ZM221 161V165H220V162ZM223 161V162H222ZM226 161H229V163L228 162H226ZM249 161V160H248ZM158 162H160V159H159V161ZM183 162V163H182ZM186 162H188V161H186ZM212 162V163H211ZM216 162V163H215ZM246 162V163H245ZM5 163V165L7 166L6 167V170L4 169V167H1V164H4ZM178 163V162H177ZM177 164V165H181V164ZM175 164H174V166L172 165V167H174L175 168ZM214 164V165H213ZM246 164V165H245ZM14 165V164H13ZM220 165V167H218ZM158 167H160L161 168V166H158ZM165 167H167V166H165ZM171 167V169H169V170H173L174 171V168H172ZM216 168L214 167L213 169H215L214 171H217L216 170ZM5 171H7V172H5ZM157 169H159V168H157ZM162 169H164V168H162ZM167 169H168V167H167ZM213 169H212V171H213ZM242 169H244V170H242ZM3 170V171H2ZM160 170V172H162L161 171V169H159ZM169 170H168V172H169ZM1 171L4 173H1ZM165 171V170H164ZM167 171V170H166ZM172 171V172H173ZM158 172V171H157ZM213 173V172H212ZM216 173V172H215ZM228 173H230V174H228ZM158 174H159V172H158ZM157 174V175H158ZM162 175H164V174H161V175H159V176H161L162 177ZM125 176H127L126 177V179L128 180V174L126 175L125 174ZM125 176H121L122 177V179L123 180H125V178H123V177H125ZM159 176H157L158 177V179H157V177H156V180H159L160 181V178H159ZM217 176V175H216ZM215 176V178H217ZM164 177V176H163ZM237 177V176H236ZM9 178V179H8ZM11 178V179H10ZM220 178V177H219ZM0 179V180H1ZM121 178H120V180H122ZM163 179V178H162ZM232 179V181H234ZM120 180H119V182H120ZM122 180V181H123ZM155 180V179H154ZM217 180H218V178H217ZM219 180H221V179H219ZM219 180H218V182H219ZM20 181V182H19ZM229 181H228V183H229ZM119 182L117 183V184H119ZM156 182V181H155ZM126 181H125V183H123V184H125L126 185ZM226 184V185H230V184ZM230 183H232L231 181H230ZM259 183V182H258ZM258 183H256V182H254L253 184H258ZM121 184H122V182H121ZM121 184L119 185V186H121ZM261 184V183H260ZM85 185V187L84 186H81L82 187V189H83V191L81 190V197L82 196H84V194L86 195V196H84V197H87V196H89L88 194H89V192H91V189L89 188L90 186H86V185H88V184H84ZM90 185V184H89ZM117 186V185H116ZM116 186H114V187H116ZM117 187V188H119V189H117V190H120L121 191V189L124 191V187H126V186H124V185H122L121 187ZM113 187V189H115ZM226 187H229V186H226ZM252 187H253V185H252ZM261 187H263V184H261V186H260V188H258L257 190H256V188H254L255 189V191H257V193L259 194L260 192H261V189H263V188H261ZM73 188V187H72ZM121 188V189H120ZM71 189V188H70ZM90 189V190H89ZM112 189V191H110L111 193L110 194H112L114 197L118 194L117 193V191L116 190H113ZM247 189H250L251 190V188H247ZM253 189V188H252ZM254 189L253 190H251V191H253V192H255L254 191ZM72 190V189H71ZM74 191V190H73ZM72 191V193L74 194L75 192H73ZM115 192L114 194L112 193V192ZM125 191H126V188H125ZM260 191V192H259ZM79 192V191H78ZM84 192V193H83ZM262 192H264V191H262ZM108 195V196H111V195ZM120 194V193H119ZM118 194V195H119ZM258 194H256L257 196H258ZM261 194V193H260ZM107 195H105V198H104V200L106 199V200H111L112 198V200H113V202L114 203H117L116 201V199H118L119 198V196L117 195V197L114 199V197L113 196H111V199H109L110 197H106ZM255 195V196H256ZM262 195H264V193L262 194ZM260 196L263 200H261V198L259 199V198H254V200L253 201H255V202H258V203H262V202H264V196ZM7 195H4L3 197H6ZM73 198V197H72ZM90 200H89V202H87V205L89 206V207H85V208H80V211H78V209L77 208H79V206L80 207H83V205H79L77 208H76V206L75 207H73L74 206V200L72 201V203H70V204H67V205H64L65 207L67 206L69 209H72V213H71V211H69L70 213V215L71 214H74L73 213V210L75 209H77L76 210V213L75 214H78V212H81V210L82 209H84V210H82V212L83 213H87V217L85 216V215H83V213L81 214L80 213V215L82 216H84V217H86L87 219L89 218L90 220L91 219H93L94 218V213H95V219L97 218L96 216L98 215V218H99V215L101 214V219L99 218V220H102L103 221V223L104 222H110V221H105V219L107 218L106 216H108V214H109V220L110 219H114V218H116V220L114 219V221L113 220H111V222L112 223H115V221L117 222L118 221V219L117 218H120L121 219V217H114L112 214H110L111 212L113 213V210L114 209H112V207H109V206H111V205H113V208L115 207V206H117L118 204H115L114 205V203L113 202H111V205H110V203L109 204H106V203H104L103 204V202H104V200H100V201H98V200H93L94 202H92V204L93 205H90L91 203V201H92V198H89ZM121 199H123V198H120V200L118 199V202H120L121 201ZM212 200V199H211ZM211 200L209 199V201H210V204H211ZM261 200V201H260ZM3 201H5L3 204H7V202L8 201H6V200H3ZM2 201V202H3ZM13 200H11V202H12ZM98 203H97V202ZM198 200H196L195 199V201L193 200H191V205L193 206V203L192 202H195L194 203V206H193V208H194V210H193V213H194V211H195V209H196V211H195V215L193 214V213H191L192 212V207H191V205L189 204V205H187L186 203L187 202H190V201H187V202H185L184 203V205L186 204V207L188 206H190L189 208H191V210L190 209H188V207H187V210L185 209V210H182V209H180V211L182 210V212H184V211H190V212H185V213H188V215L187 214H185L184 213V215L182 214V212L180 213V211L178 210V209H175V210H177L178 212H177V214H178V219H177V217H176V215L177 214H173L172 213V215H174V216H172V217H174L173 219L174 220H178L179 221V219H181V222L183 221L182 220V218L183 219H187L186 221L189 223V222H192L193 221V219L194 218H196V219H194V220H196L195 221V224L197 223V221L199 220V221H201V222H199L200 224L197 226L198 228H196V225L195 224H193L192 225V223L194 222H192V223H189V225H192L193 226V228H195V229H191V227H188V228H185L186 230H185V232L187 231V229H191V232H187V233H189V234H186V233H181L182 235H184L185 234V236H186V238H188V239H191V238H189V237H187L188 235H193V237H196L197 236V238L198 237H201V238H198L197 240H199V241H196V242H198V244H190L189 245V248H188V244H186V241L188 240H184V242L185 243H183V242H180V241H183L182 239H181V237H182V235H180L179 234V232H173V226L172 225H174V222H177V221H174V222H171V221H173L172 220V217H170L169 219L171 220L170 222L171 223H167L166 225H169L170 227H172V231L171 230H169V233L167 234L168 235V237L170 236V237H172V238H168L167 239V236H166V238H165V234L163 235H161V233H163L164 232V229H163V232H160L159 234H158V237H157V241H158V238H159V240H161V243H162V240L165 242L166 240H169L170 239V241L168 242V245L170 246V248H166V246L168 247V245L167 244H165L164 242V245L165 246H163L162 244H159L160 246L158 247L157 245H156V247L154 246V249H151V250H155V248L156 249H161V252L159 251V249L157 250L158 252H160L161 253V255H162V253H164L163 254V256L162 257H164L166 260V263L165 264H169V263H171L172 262V264H176V258L178 257V256H176L177 254H174V252L173 251H175V253H178V255H179V246H183L184 244H185V246H183L182 248L180 247V250H181V252H184V253H181V257H178V264H184V261H185V263L186 264H189L188 262H190V264H195L197 261V259H196V257L194 256L196 253H200V251H201V253H203V251H204V253L205 252H207V250H208V252H207V254L209 255H206V253L205 254H203V256H205L206 258L207 257H209V259L211 258L210 257V253L211 254H213V252L215 251V249H216V251L214 252V256H216L217 257V259H216V257L214 258V256L213 255H211L212 256V258H214L215 259V261L213 262V259H212V261H210V260H207V261H210V263L209 262H206V263H209V264H264V242L262 241V243H261V241H259V240H264V228L262 229V228H260L261 229V231H259V230H256L255 228H249L248 227V229L247 228H244V230L243 229H241L242 231H240L241 232V235H239L240 233H239V229L238 230H236V225L235 224H237V223H235V221L236 222H238V220L240 219V218H238L237 217V215H240V213H241V215L243 214V216H241V219H242V217L243 218H245V217H247L248 215H252V214H255L256 213V215H258V213H264V208H263V210H261V208L259 209H256V208H254V210H250V208L249 209H247L249 206H247V204L248 203H246L245 205L243 204V203H245L244 201H243V203H241V204H243V206H241V207H239L240 205H238L239 204V202H238V204H236V202H235V206L237 205V207L238 208H236V209H233L232 211H233V216H234V213L235 212H237V210H241V211H239V212H237L236 214H235V216L236 217H234L235 219H237L238 218V220H233L234 218H233V216H232V214H229V213H232V211L230 210V211H228L229 213L227 214V212H226V215H230V217H231V219H228V221H229V224H228V222L227 223H225L224 222V224H223V227H222V229H219V231H221V233H218V235L220 234L221 236H219L217 239H218V241L217 242H219V244H223V245H219L217 242H216V240L214 239L215 237H217V232H219V231H216V232H214L215 233V237L212 239V240H210V242L209 241H207V243H206V245H203L202 243H205V242H200L201 241V239L203 240V241H205L204 239H205V237L206 236H209V239H211V237H213L214 236V233H212V234H210V233H207V232H209V231H207V230H205V229H203L202 230V227H203V223H204V221L206 220L205 219V217H203V216H205V211L206 210H208L209 208L210 209H214L216 206L214 205V203L213 204H211V205H213V206H211L210 204H209V202L208 203H206L207 205H209V207L207 206H205L206 204H204L203 205V203H205V201H203V203H201V205L202 206H204V208L206 209H204L203 207L201 208V206H199V205H197V202ZM207 201V200H206ZM213 201V200H212ZM102 202V203H101ZM106 202V201H105ZM123 202V201H122ZM127 202V201H126ZM200 202V201H199ZM199 202H198V204H199ZM13 203H14V201H13ZM12 203V204H13ZM95 203H97L98 204V206H97V204L95 205L98 209H96V207L94 208V204ZM257 203V204H258ZM99 204H101V205H103V206H101V205H99ZM105 204L106 205H109L108 207H109V213L107 212L108 210V208L107 209H105L104 207H105ZM120 205H121V203H119ZM123 204V203H122ZM126 204V203H125ZM133 205H135V203H132ZM131 204V202L129 203V210L127 209H123V207H127L128 206V204L127 205H125V206H122V208H120V210L122 209V210H124V211H127L126 213H128V212H130L131 211V209L133 210L134 208H131V206L133 207V205ZM139 203H137L136 205H138ZM119 205V206H120ZM142 205V204H141ZM141 205H139V208H136L135 209V211L133 212V213H131L130 212V214L128 213L127 214V216L129 215V216H133V217H138V211L139 210H141L142 209V207H140ZM184 205H182V206H184ZM196 205V206H195ZM231 205H234V203L233 204H231ZM249 205V204H248ZM85 206V205H84ZM90 206H93V208H94V210L96 211H93V213H92V210H93V208H91ZM120 206V207H121ZM235 206H234V208H235ZM244 206H245V208H244ZM64 207V208H65ZM66 207V208H67ZM101 207V208H100ZM107 207V206H106ZM136 207V206H135ZM138 207V206H137ZM196 207V208H195ZM200 208V210H198V208ZM212 207V208H211ZM74 208V209H73ZM105 209V212H104V209ZM117 208V207H116ZM119 208V207H118ZM180 208H183V207H180ZM185 208V207H184ZM183 208V209H184ZM226 208V207H225ZM100 209V211H98ZM102 209H103V212H104V214H106V216L104 217V216H102L103 215V212H102ZM139 209V210H138ZM202 209H204L203 211H202ZM209 209V210H210ZM221 209V208H220ZM119 209L117 210V209H115L114 210V212H116L117 213V215L119 214V213H121V212H119L120 211ZM199 211V214H197V216H196V212H198ZM217 210V209H216ZM222 210H223V208H222ZM236 210V211H235ZM247 210V211H246ZM66 211H67V209H66ZM67 211V212H68ZM78 211V212H77ZM111 211V212H110ZM123 211V212H124ZM260 211H262V212H260ZM122 212V213H123ZM172 212H176V211H172ZM201 212V213H200ZM88 213L90 214L89 216H91V214H92V217L90 218L89 216H88ZM98 213V214H97ZM108 213V214H107ZM182 214V216H180V214ZM114 214V213H113ZM125 214V213H124ZM68 215V214H67ZM112 215V216H111ZM116 214H115V216H117ZM121 215V214H120ZM191 216V215H193L192 216V220L191 221H189V219H188V217H186V216ZM200 215H202V217L204 218H202ZM246 215V216H245ZM81 217V218H84V217ZM122 216V215H121ZM124 216H126V215H124ZM124 216H122L123 218H124ZM129 216H128V218H129ZM167 216V215H166ZM169 216V215H168ZM198 216H199V218H198ZM70 217V216H69ZM68 217V218H69ZM72 217H73V215H72ZM103 217H104V220H103ZM110 217H113V218H110ZM132 217V218H133ZM182 217V218H181ZM201 217V218H200ZM225 217V216H224ZM230 217H225V218H230ZM67 218V217H66ZM78 218H80L79 216H78ZM98 218H97V220H98ZM122 218V219H123ZM126 218V217H125ZM131 217H130V219L126 222L124 219H123V221H125L123 224H125V225H127V227H128V224H129V227H132V226H130L131 224V219H132ZM176 218V219H175ZM233 218V219H232ZM75 219V217L74 218H71V220H74ZM88 219V221L87 222H89L90 220ZM119 219V221L121 222V220ZM203 221H202V220ZM127 220V219H126ZM133 220H135V219H133ZM94 219H93V221H91V222H93L94 223ZM118 221V222H119ZM122 221V222H123ZM129 221H130V223H129ZM186 221H183V223L184 222H186ZM232 221V222H231ZM180 222V221H179ZM186 222V223H187ZM233 222H234V225L233 226H235V227H231L230 226V223L231 224H233ZM92 223V224H93ZM96 221H95V225H96ZM178 223V222H177ZM187 223V224H188ZM181 224V223H180ZM62 225H64L63 224V222L61 223V221L58 223V224H56V227L57 228H54L53 230L51 229H48V228H50V225H48V224H46V225H44V231L46 232L45 234L47 235V237H49L48 239H47V237H45V239H44V243L46 244V249H45V261H46V264H80L81 262H84V261H86L85 260V257L88 255V253H84V248H82L83 247V245H81V244H83V242L85 241V240H83V242H82V240H78V239H76V238H78L79 237V239H80V237H83L84 235H86L85 234V231H84V229H81V230H77V233H75V239H74V237H73V233L70 235V232H69V229L67 228V227H64L63 228V226ZM97 225H99V223L97 224ZM125 225H122V227H121V229L123 228V226H124V228L125 229H129V231L130 232H132V233H134L133 231H132V228H126V226ZM160 225V224H159ZM165 225V226H166ZM178 225V224H177ZM84 226V225H83ZM82 226V227H83ZM161 226V225H160ZM160 226H157V227H160ZM164 226V227H165ZM175 226V225H174ZM199 226L201 227L200 228V230L199 231H205V233H201V232H198V231H196L197 229H199ZM226 226H227V229H226ZM59 227H61L62 228V230H61V228H59ZM134 227V226H133ZM143 227V226H142ZM142 227H141V229H142ZM162 227H163V225H162ZM178 227V226H177ZM117 228V227H116ZM118 228H119V226H118ZM117 228V229H118ZM136 228V227H135ZM140 228V227H139ZM161 228V227H160ZM166 229L167 228H169L168 226L167 227H165ZM181 228V227H180ZM224 228V229H223ZM90 229V227H87V229H86V231L87 230H89ZM120 229V228H119ZM176 230H177V228H175ZM181 229H183V228H181ZM247 229V230H246ZM68 230V231H67ZM133 230H134V228H133ZM136 230L137 229H135L134 231L136 232ZM175 230V231H176ZM180 229H179V227H178V231H179ZM184 230V229H183ZM196 231V234L194 233L195 231ZM227 230L229 231V232H227ZM235 230H236V232H235ZM80 231V232H79ZM83 231H84V234H83ZM161 231H162V229H161ZM166 231V230H165ZM170 231H171V233H170ZM194 231V232H193ZM207 231V232H206ZM224 231V232H223ZM238 231V232H237ZM51 232V233H50ZM67 232H69V233H67ZM76 232V231H75ZM168 232V231H167ZM232 234H231V233ZM235 232V233H234ZM245 232V233H244ZM249 232V233H248ZM251 232H252V234H251ZM50 233V234H49ZM79 233V235H81V236H77V234ZM173 233H178L179 234V236H177V234H176V236L173 234ZM199 233H201L200 235L201 236H198V234ZM207 233V234H206ZM224 233V234H223ZM228 233V234H227ZM263 233V234H262ZM135 234V233H134ZM204 234V235H203ZM206 234V235H205ZM230 234V235H229ZM237 234V235H236ZM248 234V235H247ZM250 234V235H249ZM164 236V237H161V236ZM196 235V236H195ZM210 235H212V236H210ZM226 235V239H223L224 238V236ZM234 235V236H233ZM236 235V236H235ZM259 235V236H258ZM69 236H71V238L69 237ZM174 236V237H173ZM181 236V237H180ZM203 236V237H202ZM223 236V237H222ZM232 238H231V237ZM238 236V237H237ZM242 236V237H241ZM243 236H245V237H243ZM261 236V237H260ZM179 237V238H178ZM175 238H178L179 240H178V242L179 243H177V242H175L176 240H173V239H175ZM183 239H185L184 238V236L182 237ZM227 238H229V239H227ZM253 238H256V239H254L253 240ZM82 239H84V237L82 238ZM209 239H206V240H209ZM223 239V240H222ZM237 240V241H235V240ZM52 240V241H51ZM72 242H71V241ZM74 240H75V242H74ZM195 240H196V238H195ZM215 242H214V241ZM226 240V242H224ZM227 240H229V242L227 241ZM233 240V241H232ZM243 240V241H242ZM80 241L82 242V243H80ZM171 241H172V243L174 244V243H176L175 245L177 246H174L172 243H171ZM223 243H222V242ZM235 241V242H234ZM167 242V241H166ZM221 242V243H220ZM9 243V242H8ZM8 243H7V245H8ZM72 243L74 244V245H72ZM85 243V242H84ZM159 243H160V241H159ZM181 243V244H180ZM188 243V242H187ZM200 243H201V245H200ZM215 243V244H214ZM238 245H237V244ZM257 243V244H256ZM156 244H158V243H156ZM180 244V245H179ZM229 244V245H228ZM187 245V246H186ZM195 245H196V247L198 248V246H200L199 247V252H198V249H197V251H196V248H194L195 247ZM210 245V246H209ZM231 245V246H230ZM73 246V247H72ZM85 246V245H84ZM99 246V245H98ZM97 246V247H98ZM190 246H192L193 248H194V250L192 251V249H190ZM202 246V247H201ZM204 246V247H203ZM206 246V247H205ZM211 246H213V247H211ZM217 246V247H216ZM220 248H219V247ZM224 246H226V248H224ZM231 247V249H230V247ZM233 246V247H232ZM44 247V248H45ZM61 247V248H60ZM78 247V248H77ZM185 247V248H184ZM209 249H208V248ZM228 247V248H227ZM110 248H112V247H110ZM110 248H107L106 247V251H107V249H109V250H111V252L114 250V252H113V254H115V258L116 259H119V255H121L119 252H118V254L116 255V253L115 252H117V251H115V247H113V250L112 249H110ZM164 248V249H163ZM176 248H178V249H176ZM183 248H184V250H183ZM206 248V249H205ZM211 248V249H210ZM215 248V249H214ZM171 254V253H173L172 255H169V258L171 257V256H173L174 257V255H175V258H174V261H172L173 260V258H168V255L167 254H169V253H167V252H165L166 250ZM175 249V250H174ZM218 249V250H217ZM228 249V250H227ZM230 249V250H229ZM263 249V250H262ZM100 250V253H101V251L103 250V248H102V250L101 249H99ZM109 250H108V252H109ZM163 250V251H162ZM165 250V251H164ZM177 250H178V252H177ZM187 250V251H186ZM213 250V251H212ZM47 251V252H46ZM52 251V252H51ZM152 251V252H153ZM172 251V252H171ZM188 251H189V253H188ZM196 251V252H195ZM103 252H105V249H104V251ZM102 252V253H103ZM107 252V253H108ZM111 252L108 254V255H112L113 256V254H111ZM155 253H156V250L154 251ZM154 252H153V254H154ZM157 252V254H154V256L155 255H157L158 256V254L160 255V253H158ZM190 252H192V254H193V252H194V255L192 256V257H194V258H192V257H189L190 255H191V253ZM80 253V254H79ZM102 253L101 254H99L98 256H97V258L99 259V260H93L94 262L96 261L98 264H107L108 263V261L109 260H111L110 258H113V260H114V257H110L109 259H108V255H106V257L104 258V253H103V256H102ZM106 253V252H105ZM106 253V254H107ZM165 253H166V256L167 257H165L164 255H165ZM215 253H217V255H215ZM223 253V254H222ZM84 254V255H83ZM79 255V256H78ZM86 255V256H85ZM160 255V256H161ZM183 255H187V257H189V258H187V259H185L186 258V256H185V258H184V256ZM189 255V256H188ZM222 256V260H221V257L220 256ZM79 258H78V257ZM81 256V257H80ZM85 256V257H84ZM89 256V255H88ZM122 256V255H121ZM156 256V257H157ZM160 256H158L157 258H159ZM50 257V258H49ZM83 257H84V260H83ZM100 257V258H99ZM103 257V258H102ZM151 257H153V256H151ZM151 257H146V259H149V261H145L144 260V258H145V256L143 257V259L141 260L142 262L143 261H145L146 263L148 262V264H149V262H150V264L152 263V262H158V259L155 261V259H156V257H155V259L153 258V261L151 262V260H152V258ZM49 258V259H48ZM82 258V259H81ZM102 258V259H101ZM121 259L123 258L124 260H125V258L124 257H120ZM180 258V259H179ZM181 258H183L182 259V261H181ZM205 258V259H206ZM107 259H108V261H107ZM123 259L121 260L122 262H123ZM151 259V260H150ZM160 259V258H159ZM161 259H163V258H161ZM160 259V263L162 264V262H163V264H164V259L163 260H161ZM169 259V260H168ZM185 259V260H184ZM192 259H194L195 261H193ZM208 259V258H207ZM83 260V261H82ZM109 261L111 264H113L112 262H114V261ZM168 260V261H167ZM180 260V261H179ZM187 260H188V262H187ZM45 261H44V263L43 264H45ZM81 261V262H80ZM100 261H102V262H104V261H106V263H102V262H100ZM118 261L119 260H116L115 261V263H118ZM132 261H133V259H132ZM49 262V263H48ZM90 263H88V264H91L92 263V261H89ZM93 262V263H94ZM94 263V264H97V263ZM100 262V263H99ZM142 262H141V264H142ZM144 262V263H145ZM155 263V264H159V262L158 263ZM175 262V263H174ZM181 262V263H180ZM195 262V263H194ZM212 262V263H211ZM216 262V263H215ZM85 263V262H84ZM84 263H82V264H84ZM119 263H120V261H119ZM140 263V262H139ZM139 263H137V264H139ZM145 263V264H146ZM206 263H204V264H206ZM154 264V263H153Z\"/></svg>",
	"mask_w": 264,
	"mask_h": 264
}]
</instances>
